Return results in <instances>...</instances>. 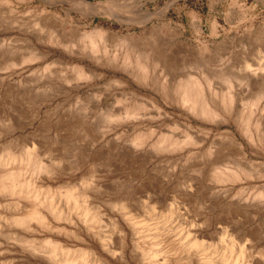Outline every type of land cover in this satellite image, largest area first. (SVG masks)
I'll list each match as a JSON object with an SVG mask.
<instances>
[{
  "label": "rangeland",
  "instance_id": "374dc122",
  "mask_svg": "<svg viewBox=\"0 0 264 264\" xmlns=\"http://www.w3.org/2000/svg\"><path fill=\"white\" fill-rule=\"evenodd\" d=\"M95 3L103 8L91 6ZM106 30L117 36L110 38ZM93 41L99 45L97 53L90 48ZM154 50L163 54L165 64L153 69L148 63L150 78L145 82L137 66ZM123 55L132 57L131 66L122 63ZM136 55L142 58L136 60ZM263 56L264 0H0V163L11 160L24 165L28 153L34 157L20 177L8 170L0 172V227L5 233L18 232L19 227L5 221L28 219L36 207L46 212V204L59 214L71 212L76 222L79 209L65 201L74 195L81 205L100 206L92 231L115 251L125 225L115 221L118 215L104 202L120 198L130 203L128 216L148 229L138 251L154 254L153 263L177 264L180 258L181 264H201V257L224 256L230 263L264 264ZM245 64L262 78L257 85L250 83L251 71L244 70ZM85 65L99 76L83 75ZM165 77L170 84L167 95L160 87ZM195 79L210 84L220 99L232 95V110L220 109L223 117L218 113L204 119L175 104L171 86ZM129 107L135 117L124 115ZM242 116L250 118L247 130ZM256 120L263 124L260 134L253 129ZM134 140L143 144L135 146ZM159 142L170 147L158 149ZM13 179L19 192L9 194L3 181ZM33 190L45 197L43 206H36L32 194L27 195ZM62 221L47 219L49 228L59 229L49 232L30 219L37 244L52 238L70 250L81 247L68 237L71 228ZM193 240L202 245L200 251L179 256L166 252L171 245L186 246ZM5 242L1 237L0 248L13 249L20 258L19 245Z\"/></svg>",
  "mask_w": 264,
  "mask_h": 264
},
{
  "label": "bare ground",
  "instance_id": "6f19581e",
  "mask_svg": "<svg viewBox=\"0 0 264 264\" xmlns=\"http://www.w3.org/2000/svg\"><path fill=\"white\" fill-rule=\"evenodd\" d=\"M101 4L99 3H95V4H91V6L93 7H97V8H100L102 6H100ZM140 7V6H139ZM103 8V7H102ZM148 13V12H147ZM143 15V14H142ZM145 16V15H144ZM147 18V17H146ZM195 18V17H194ZM140 22L144 19V18H140ZM138 20V19H137ZM136 20V21H137ZM146 20V19H145ZM44 21V20H43ZM46 22V21H45ZM145 22V21H144ZM43 24V22H42ZM143 25V24H142ZM145 25V24H144ZM46 26V25H45ZM48 26V25H47ZM154 28V27H153ZM152 28V29H153ZM175 28V27H174ZM196 29L201 31V25L199 23L196 24ZM95 31H102L101 28H98V27H95L94 28ZM143 30V29H142ZM147 30V29H146ZM157 30V29H156ZM174 30V29H173ZM74 31V30H73ZM94 31V33H95ZM107 31V30H106ZM105 31V32H106ZM145 32V31H144ZM143 32V33H144ZM152 32V31H151ZM150 32V33H151ZM157 31H155L156 33ZM179 32V30H178ZM76 33V32H75ZM84 33V32H83ZM99 33V32H98ZM148 33V32H146ZM155 33H152V34H155ZM42 34V33H41ZM64 34V33H63ZM62 34V35H63ZM66 34V33H65ZM96 34V33H95ZM100 34L102 36L109 34L112 38V37H116L115 34L110 33L107 31V34ZM61 35V34H60ZM76 35V34H75ZM108 35V36H109ZM146 35V34H145ZM45 36V35H44ZM64 36V35H63ZM94 36V35H93ZM92 36V37H93ZM98 36V35H96ZM105 36V37H106ZM107 36V37H108ZM127 36V35H126ZM130 36V34L128 35ZM141 36H144L143 34ZM153 36V35H152ZM156 36V35H155ZM159 36V34H158ZM48 37V36H47ZM64 37H70L69 36H64ZM106 37V38H107ZM120 37V36H119ZM148 37V36H147ZM147 37L144 39L146 40ZM162 37V36H161ZM55 38V36H54ZM60 38V37H59ZM98 38V37H96ZM101 38V36H100ZM109 38V39H110ZM118 38V37H117ZM138 38V37H137ZM150 38V37H149ZM152 38V37H151ZM68 39V38H67ZM75 39V37H74ZM93 39V38H92ZM95 39V38H94ZM102 39V38H101ZM105 39V38H104ZM127 39V38H126ZM141 39V38H140ZM154 39V38H153ZM250 39V38H249ZM70 40V39H69ZM72 40V39H71ZM70 40V41H71ZM86 41V39H84ZM108 40V39H106ZM116 40V39H115ZM114 40V41H115ZM121 40V39H120ZM133 40V39H132ZM136 40V39H135ZM142 40V39H141ZM155 40V39H154ZM158 40V39H157ZM44 41V40H43ZM96 41V39H95ZM101 41V40H100ZM111 41V40H110ZM118 41V39H117ZM116 41V42H117ZM122 41V40H121ZM120 41V42H121ZM139 42V40H136ZM143 41V40H142ZM152 41V40H151ZM78 42V41H77ZM87 42V41H86ZM99 43V39L98 41H96ZM102 42V41H101ZM100 42V43H101ZM106 42V41H104ZM108 44L110 43L109 41H107ZM128 42V41H126ZM137 42V43H138ZM147 42V41H146ZM145 42V43H146ZM155 42V41H154ZM45 43V42H44ZM46 43H47V40H46ZM55 43V42H53ZM82 43V41L80 42ZM99 43V44H100ZM119 43V41H118ZM133 43V42H132ZM132 43H129V44H132ZM141 43V41L139 42ZM85 44H88V43H85ZM90 48L91 50L94 52V53H97L96 50L98 49L97 46H99L98 44H96L94 41L93 42H90ZM113 44H115L113 42ZM123 44V43H121ZM135 44V43H134ZM143 44V43H142ZM141 44V46H142ZM183 44V43H182ZM77 45V44H76ZM84 45V43L82 44V46ZM119 45V44H118ZM117 45V46H118ZM125 45V44H124ZM136 45V44H135ZM140 45V44H139ZM148 44H146L147 46ZM153 44L151 43L150 46L152 48H154V46H152ZM155 45V44H154ZM158 45L159 47V44H156ZM107 46V45H106ZM131 46V45H130ZM186 46V45H184ZM81 47V46H80ZM84 47V46H83ZM87 47V46H86ZM132 47V46H131ZM140 47V46H139ZM138 47V48H139ZM144 46H142L143 48ZM148 47V46H147ZM157 47V48H158ZM105 48V47H104ZM119 48V47H118ZM123 48V47H122ZM151 48V49H152ZM160 48V47H159ZM192 48V47H191ZM74 49V48H73ZM77 49V48H75ZM100 49H101V45H100ZM120 49V48H119ZM128 49V48H127ZM137 49V48H136ZM195 49V48H194ZM36 52L42 54V51L38 48H35L34 49ZM69 50V49H68ZM99 50V49H98ZM134 50V49H133ZM139 50V49H138ZM137 50V51H138ZM161 50H164V49H161ZM176 50V49H175ZM178 50V49H177ZM176 50V51H177ZM186 50V49H185ZM73 51V50H72ZM80 51V50H79ZM84 51V50H83ZM91 51V52H92ZM118 51V50H117ZM124 51V49H123ZM122 51V52H123ZM135 51V50H134ZM173 51V50H171ZM188 51V50H187ZM185 51V53L187 52ZM257 50H255L256 52ZM259 51V50H258ZM257 51V52H258ZM261 51V50H260ZM89 52V51H88ZM99 52V51H98ZM102 52V51H101ZM129 51H127V54H128ZM131 52V51H130ZM179 52V50H178ZM181 52V51H180ZM256 52V53H257ZM262 52V51H261ZM44 53V52H43ZM86 53V51H85ZM106 53V52H105ZM103 52V54H105ZM136 54V52H134ZM165 53V52H164ZM173 53V52H172ZM191 53V52H190ZM241 53V52H240ZM99 54V53H98ZM101 54V53H100ZM106 54H109L108 52ZM105 54V56H106ZM121 54V52H120ZM123 54V53H122ZM126 54V53H124ZM126 54V55H127ZM130 54V53H129ZM128 54V55H129ZM132 54V53H131ZM134 54V55H135ZM140 54L143 55V53L140 52ZM139 54V55H140ZM145 54V53H144ZM166 54V53H165ZM175 54V53H174ZM177 54V52H176ZM175 54V55H176ZM193 54V53H192ZM92 55V54H91ZM97 55V54H96ZM111 55V54H109ZM113 55V54H112ZM115 55V54H114ZM119 55V54H118ZM163 54H160L159 52H157L156 50H154L153 52H150L149 54H145L144 55V59L145 61L142 63H137L136 65H139L137 66L138 68V72L141 71V76H140V80L146 82V78H148V73H149V70L148 67H147V64L148 63H152L153 64V67L155 65H158L160 64L161 62H163L165 64V60L162 61V56ZM167 55V54H166ZM170 55V54H169ZM168 55V56H169ZM179 55H182V53ZM233 55V54H232ZM240 55V54H239ZM256 56L258 55L257 54H254ZM42 56V55H41ZM99 56V55H98ZM103 56V57H105ZM122 56V55H121ZM120 56V58H121ZM124 56V60H122L124 63V65H128L131 66V58L126 57L125 55ZM189 56V55H188ZM191 56V55H190ZM238 56V55H237ZM255 56V57H256ZM262 56V55H261ZM259 56V57H261ZM102 57V58H103ZM118 57V56H117ZM140 56H138L137 58V55H136V60L139 59ZM166 57V56H164ZM177 57V56H176ZM236 57V56H235ZM246 57V56H245ZM264 57V56H263ZM100 58V59H102ZM106 58V57H105ZM112 58V57H111ZM115 58V57H114ZM119 58V59H120ZM135 58V57H134ZM142 58V57H140ZM169 58V57H168ZM167 58V59H168ZM181 58V57H180ZM187 58V57H186ZM185 58V60H186ZM189 58V57H188ZM187 58V59H188ZM257 58V57H256ZM172 59V58H171ZM179 59V58H178ZM190 59V58H189ZM193 59V57H192ZM204 59V58H203ZM261 59V58H260ZM98 60V59H97ZM96 60V61H97ZM104 60V59H103ZM110 60V59H109ZM115 60V59H114ZM112 60V62L114 61ZM177 60V59H176ZM250 60V59H249ZM253 60V59H252ZM251 60V62H252ZM259 60V59H258ZM57 61V60H56ZM93 61V59H92ZM102 61V60H101ZM107 61V60H106ZM105 61V62H106ZM134 61V59H133ZM143 61V59H142ZM175 61V60H174ZM181 61V60H179ZM255 62V60H253ZM257 61V60H256ZM260 61V60H259ZM262 61V60H261ZM109 62V64L111 63V66L113 64H115L114 62ZM120 62V61H119ZM118 62V63H119ZM200 62V60L198 61ZM242 62V61H241ZM254 62H252L251 64H253ZM263 62V61H262ZM103 63V62H102ZM108 63V62H107ZM121 63V62H120ZM173 63V60L172 62ZM170 63V64H171ZM202 63V62H201ZM246 63V62H244ZM60 64V63H59ZM135 64V63H134ZM134 64L132 63V65L134 66ZM169 63H167L166 65H168ZM179 64V63H178ZM243 64V63H242ZM249 64V63H248ZM248 64H245L243 68H245L244 70H248V71H251V74L248 76L249 78V81L251 83V81L253 83H255L256 85L259 83L258 80H262V78H260L259 76H256V71L254 69H251V67L248 65ZM256 64V63H255ZM259 64V63H257ZM64 65V63H63ZM74 65V64H73ZM108 65V64H107ZM162 65V63L160 64ZM176 65V64H175ZM254 65V64H253ZM78 66V65H77ZM105 66V65H104ZM116 66H117V59H116ZM128 66V67H129ZM132 66V68H133ZM172 66V65H171ZM174 66V65H173ZM70 67V66H69ZM119 67V65H118ZM118 67H116L118 69ZM127 67V66H126ZM166 68V66H164ZM169 67V66H168ZM77 68V67H76ZM111 68V67H110ZM114 68V69H116ZM121 68V66H120ZM151 68V67H150ZM158 68V67H156ZM171 68V67H170ZM169 68V69H170ZM174 68V67H173ZM235 68V67H234ZM238 68V67H236ZM235 68V69H236ZM67 69V68H66ZM124 69V68H123ZM136 69V68H135ZM155 69V67L153 68ZM152 69V70H153ZM168 69V68H167ZM241 69V68H240ZM239 69V70H240ZM81 71H79V74L81 75V73L84 75L85 73H88V75H92L93 77H98L99 74L96 73L93 69L87 67L86 65L85 66H82L81 67ZM119 70V69H118ZM130 70V68H129ZM137 70V69H136ZM207 70V69H206ZM261 70H264V68H262ZM77 70L75 69V72ZM121 71V70H120ZM127 71V70H126ZM131 71V70H130ZM129 71V73H130ZM133 71H134V68H133ZM154 71V70H153ZM159 71V70H158ZM165 71V70H164ZM235 71V70H233ZM81 72V73H80ZM137 72V71H135ZM161 72V71H160ZM166 72V71H165ZM170 72V71H169ZM172 72V71H171ZM236 72V71H235ZM240 72V71H239ZM78 73V72H77ZM128 73V72H127ZM152 73V72H151ZM150 73V75H152ZM159 73V72H158ZM70 74V73H69ZM133 74V72H132ZM140 74V73H138ZM136 73V75H138ZM238 74V73H237ZM241 74V73H239ZM246 74V73H245ZM263 74V73H262ZM165 75V74H164ZM172 75V74H171ZM259 75V73L257 74ZM90 76V77H92ZM129 76V75H128ZM139 76V75H138ZM137 76V77H138ZM161 76V75H160ZM158 75V77H160ZM244 76H247V75H244ZM264 76V74H263ZM261 76V77H263ZM82 77V76H80ZM88 77V76H87ZM114 77V76H113ZM112 77V78H113ZM131 77V76H130ZM155 76L153 75V78ZM173 78V76H171ZM170 77V79H171ZM78 78V77H77ZM76 78V79H77ZM100 78V77H99ZM150 78V76H149ZM148 78V79H149ZM75 79V81H76ZM81 79V78H80ZM83 79V78H82ZM122 79V78H121ZM132 79V78H130ZM134 79V77H133ZM136 79V78H135ZM134 79V80H135ZM138 79V78H137ZM157 79V77H156ZM84 80V79H83ZM92 80V79H91ZM90 80V81H91ZM116 80V78H115ZM133 80V81H134ZM153 82L155 81L154 79H152ZM169 80V79H168ZM174 80V79H173ZM196 80V79H195ZM87 81V80H85ZM89 81V80H88ZM95 81V80H94ZM117 81V80H116ZM140 81V82H142ZM151 81V80H149ZM160 81V80H159ZM77 82V81H76ZM112 82V81H111ZM120 82V81H119ZM117 82V83H119ZM263 82V81H262ZM129 83V82H128ZM137 83V82H136ZM139 83V82H138ZM148 83V82H147ZM156 82H154L155 84ZM161 83V82H160ZM173 83V82H172ZM178 83V82H177ZM205 85L200 82L199 80H196V81H190L188 83H184V84H177V86H171V89L173 91V100L174 102H176L175 104H178L180 106H182L183 108H185V110H188L189 112L188 113H193L195 115H198L202 118H216L218 117V113H220V109H222V112L226 113L227 111L229 112L230 110H232V107H233V104H234V98L232 95H226L225 97L223 96L221 99L216 95V93H214V91L212 90V88L210 87V84H208L207 82H205ZM125 84V83H124ZM142 84V83H141ZM254 84V86H255ZM119 85V84H118ZM168 85L170 86V84H168L166 82V77L164 78V80L162 81L161 83V92L163 94H166V89L168 87ZM252 85V84H251ZM250 85V86H251ZM264 85V83H263ZM121 86V85H120ZM145 86V84L143 85ZM142 86V87H143ZM151 86V85H150ZM155 86V85H154ZM153 86V87H154ZM158 86V85H157ZM241 87V86H240ZM252 87V86H251ZM257 86H255L256 88ZM262 87V85H261ZM149 88V87H148ZM156 88V87H155ZM170 87H168L169 89ZM254 88V87H252ZM254 88V89H255ZM234 90V89H233ZM254 91V90H253ZM160 92V94H161ZM132 93V92H130ZM159 94V95H160ZM169 94V93H168ZM167 95V94H166ZM165 95V96H166ZM171 95V94H170ZM137 96V95H136ZM246 96V95H245ZM153 97V96H152ZM163 97V96H162ZM161 97V98H162ZM167 97V96H166ZM170 97V96H169ZM130 98V97H129ZM135 99V98H134ZM165 99V98H164ZM163 99V100H164ZM168 99V98H167ZM117 100L119 99H116V102ZM147 100V99H146ZM162 100V99H161ZM170 100V99H169ZM156 101V100H155ZM166 101V100H165ZM139 102V101H137ZM147 102V101H146ZM164 102V101H163ZM170 102V101H169ZM135 103V102H134ZM148 103V102H147ZM150 103V102H149ZM154 103V104H153ZM152 104L155 106L156 102H153ZM130 104V103H129ZM151 104V105H152ZM168 104V103H166ZM245 104V103H244ZM110 105V104H108ZM134 105V104H132ZM137 105V104H136ZM139 105V104H138ZM150 105V106H151ZM159 105V104H158ZM216 105H219L218 108H216ZM127 106V105H126ZM131 106V105H130ZM153 106V107H154ZM215 106V107H214ZM128 107V106H127ZM133 107V106H132ZM172 107V106H171ZM174 107V106H173ZM136 108V107H134ZM144 108V106L142 107ZM214 108V109H212ZM110 109V108H109ZM124 109H125V106H124ZM128 110H125V116H131L134 112V110H129V108H127ZM112 110V109H110ZM114 110V108H113ZM123 110V109H122ZM121 110V111H122ZM136 110H139V109H136ZM161 110V109H160ZM159 110V111H160ZM217 112V114H215L214 112L215 111ZM120 111V110H118ZM120 111V112H121ZM112 112V111H111ZM164 112V111H163ZM116 113V112H115ZM141 113V112H140ZM166 113V112H165ZM260 113V112H259ZM36 114V113H35ZM111 114V113H110ZM119 114V113H118ZM117 114V116H118ZM192 114V115H193ZM247 114V113H246ZM245 114V115H246ZM221 115V113H220ZM264 115V114H262ZM134 116V115H132ZM222 116V115H221ZM247 116V115H246ZM258 116V115H257ZM34 117V116H33ZM123 117V116H122ZM121 117V118H122ZM135 117V116H134ZM223 117V116H222ZM225 117V116H224ZM259 117V116H258ZM111 118V117H109ZM241 119H243V126L244 128L247 130L248 126H250V118H244V116L241 117ZM110 120V119H109ZM116 120V119H114ZM123 120V118H122ZM195 120V119H194ZM227 120V119H226ZM119 121V119H118ZM229 124V123H228ZM211 125V124H210ZM216 125V124H215ZM254 127L253 129H255V132L260 134V131L263 130V124L260 120H256L254 122ZM252 132V131H251ZM144 133V132H143ZM148 133V132H147ZM135 137V136H134ZM133 137V138H134ZM132 138V139H133ZM227 138V137H226ZM249 140H251V137L249 136L248 137ZM139 139V138H138ZM174 138H172L173 140ZM225 139V138H224ZM253 139V137H252ZM175 140V139H174ZM232 140V139H231ZM260 140V139H259ZM145 141V140H144ZM191 141V140H190ZM264 141V140H263ZM132 142V141H131ZM135 146H139V145H142L143 144V141L142 140H134L132 142ZM150 143V142H148ZM130 144V143H128ZM158 144V143H157ZM183 144V143H182ZM179 145V144H178ZM177 145V146H178ZM113 146V145H112ZM158 149H166L165 147H170L168 146L167 144H162L159 142L158 144ZM174 146V145H173ZM176 146V145H175ZM172 147V146H171ZM134 148V147H133ZM143 148V147H142ZM241 148V147H240ZM108 149V148H107ZM140 149V148H139ZM163 149V150H164ZM178 149V148H177ZM219 149V148H218ZM236 149V148H235ZM234 149V150H235ZM109 150V149H108ZM233 150V151H234ZM219 151V150H217ZM223 151V150H222ZM242 151V150H241ZM143 152V151H142ZM221 152V150H220ZM243 152V151H242ZM211 153V152H210ZM219 153V152H217ZM239 153V152H238ZM244 153V152H243ZM133 154V152H132ZM168 154V153H167ZM222 154V152H221ZM219 154V155H221ZM213 155V154H212ZM26 163L23 165L22 162H20L19 164H16L14 161H11V160H8V161H5L4 163H0V172H3L4 170H8V172H10V174H12L13 176H22L24 173H25V168L28 167V163L30 161L31 158H34L32 157L33 155L31 153H28L26 155ZM214 157V156H213ZM216 157V156H215ZM219 157V156H218ZM217 157V158H218ZM137 159L139 158L138 156L136 157ZM147 158V157H146ZM131 159V158H130ZM240 160V158H239ZM130 161V160H129ZM134 162V161H133ZM137 163V162H135ZM139 163V162H138ZM22 165V166H21ZM207 166V165H206ZM215 166V165H214ZM213 166V167H214ZM207 168V167H206ZM216 169V168H214ZM213 170V169H212ZM211 170V171H212ZM205 171V170H204ZM214 171V170H213ZM239 172V171H238ZM213 173V172H212ZM224 173V172H223ZM222 173V174H223ZM210 174V173H209ZM205 175V172L204 174ZM227 175V174H226ZM239 175V174H238ZM5 177V175H3ZM152 176V175H150ZM220 176V174H219ZM248 176V175H247ZM224 177V176H223ZM231 178V177H230ZM241 178V177H239ZM18 179V178H17ZM146 179V178H145ZM205 179V177H204ZM210 179H215V180H218V176H215V175H211V178ZM223 179V178H222ZM22 180V179H21ZM238 180V179H237ZM219 182V181H218ZM3 186L5 185V187L7 188V193L9 194H16L19 192V190L17 191L16 189L20 188L18 187V183L15 179L13 180H9L8 182H4L3 181ZM89 185H93V184H89ZM88 185V186H89ZM91 188V187H90ZM99 188V187H98ZM26 189H30L29 187H26ZM89 190V189H88ZM5 191V190H4ZM34 191V190H33ZM96 191V190H95ZM27 192V195L30 197L31 194L32 196L30 197L32 199V201L36 204V206H39L40 204H42V206L44 205L45 203V197H41V195H38L37 192L35 193L34 192H31V191H26ZM119 192V191H118ZM31 193V194H30ZM261 193V192H260ZM87 194V193H86ZM262 195V193H261ZM264 196V195H263ZM4 197V196H3ZM6 197V196H5ZM114 198V197H113ZM116 198V197H115ZM141 198V197H140ZM258 198V197H257ZM92 199V198H91ZM94 199V198H93ZM82 200H84L82 198ZM108 200V199H107ZM65 201L68 203L69 201L72 202V205L71 207L73 208V210H76V209H79V214L77 215V221H73L72 219V215H71V212H65V214H59L57 212H55L52 208H51V204H46L44 206V208H46V212H42L41 209H38V207L35 208V210L33 211L32 213V216H30L28 219H25L24 218H19V217H10L8 220H4L6 225H11V227H19L20 230L18 232H8V233H5L2 228L0 227V239L1 237L4 238V240L6 241L5 243L7 244H11V245H19L17 247H20L19 249L22 250V255L20 258L16 257L14 255V250L13 249H9V248H0V264H113L112 262V259L116 260L118 263L120 264H157V263H153L151 261V259H153V257L155 256L154 254L150 255V253H143L142 251H138V246L140 241L143 239L145 233L148 232V229H145L144 226H141L139 224V222H135L130 216H128V214L130 213V203L124 199H120V198H117V199H112V200H109V201H105L104 202V205L108 206L110 211L112 210L114 213H115V216L118 215V218L116 216V219L115 221L117 223H120V224H124L125 227H121L120 230H119V237H120V241L118 242V247L117 249L114 251L112 250L110 247H108L105 243H104V239L98 235L95 234V232L92 231V228H93V224L94 223H97L98 221V217H99V208L100 206L94 202L92 204H87V203H84V204H79L78 201H77V198L74 196V195H71V196H68L67 198H65ZM88 201V200H87ZM91 202V201H90ZM150 205V204H149ZM168 205V203H167ZM41 206V207H42ZM132 206V205H131ZM135 207V206H133ZM132 207V208H133ZM34 209V207H33ZM140 209V208H139ZM138 209V210H139ZM12 212V211H11ZM141 212V211H140ZM30 219H36L37 221H39V223H41L45 228H48L49 229V232H53L55 230H59L58 229V226H53L52 228H49V226H47L46 224V220L49 219L50 221L52 222H61V219L63 220L62 222L65 224L66 227H69L71 229H67V231L69 232V235L68 237H71L73 239L76 240V242H78L81 247H76L74 250H70L69 248H67L64 244H61L59 242H56V241H53L52 238L51 239H47L48 241H46L45 243H43V245H38L37 242H36V238L33 236V231L29 225L30 223ZM144 221H146L144 219ZM2 223V222H1ZM61 229H64V227H62ZM236 233V232H235ZM66 234V233H65ZM48 235V234H47ZM56 235L60 237V235L56 232ZM55 235V236H56ZM67 235V234H66ZM150 235V234H149ZM52 236V235H51ZM146 238V237H145ZM232 238V237H231ZM46 240V239H45ZM55 240H58L55 238ZM91 242L88 243V242ZM98 244V246H95V244ZM202 243V242H201ZM87 244V245H86ZM172 248H168L167 249V253H170V254H173V255H178L179 254H182V253H187L188 251H200L202 248H201V244L199 242H197L196 240H193V241H190L188 243H186V246L185 245H171ZM20 254V253H19ZM149 255V256H148ZM241 255V253L239 254ZM32 258L34 260H32ZM199 262L201 264H235V262L233 263H230L229 259L224 257V256H221L219 257L218 259H214V260H211L210 258H204V257H201L199 258ZM37 262V263H36ZM177 264H181V260L180 258H178L176 261H175Z\"/></svg>",
  "mask_w": 264,
  "mask_h": 264
}]
</instances>
